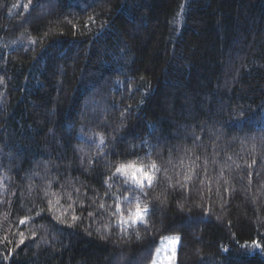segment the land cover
<instances>
[{"label":"trees","instance_id":"obj_1","mask_svg":"<svg viewBox=\"0 0 264 264\" xmlns=\"http://www.w3.org/2000/svg\"><path fill=\"white\" fill-rule=\"evenodd\" d=\"M173 235L178 264H264V0H0V264H153Z\"/></svg>","mask_w":264,"mask_h":264},{"label":"snow or ice","instance_id":"obj_2","mask_svg":"<svg viewBox=\"0 0 264 264\" xmlns=\"http://www.w3.org/2000/svg\"><path fill=\"white\" fill-rule=\"evenodd\" d=\"M100 143L103 144V138H100ZM159 171L157 165L153 162L150 165L139 164L137 165L134 162L121 163L115 169V175L123 176L126 181L133 187V191L139 190L140 194L147 196V193L144 191L145 188L151 189L153 182L156 179V173ZM137 203L135 209H129V214L124 215L123 211L120 208V205L117 204L116 212L120 216L119 223L121 225L135 226L138 224L146 225L147 217L150 213V209L147 204H144L139 200L138 196L133 197ZM103 207V205H101ZM73 219H76L73 217ZM23 224L24 221H21ZM179 241V237H176L175 240L167 241L160 250L157 251L153 259V264H168L175 257L176 253L174 249H171V246ZM23 243V241H21ZM254 244H259L258 241H254ZM171 249L172 255L169 256V250Z\"/></svg>","mask_w":264,"mask_h":264},{"label":"rangeland","instance_id":"obj_3","mask_svg":"<svg viewBox=\"0 0 264 264\" xmlns=\"http://www.w3.org/2000/svg\"><path fill=\"white\" fill-rule=\"evenodd\" d=\"M176 237H178V236L173 235V236H169V237L164 238V239L162 240V243H161V248H162V246H163L167 241H169V240H175ZM179 244H180V238H179V241H178L177 243H175V244H173V245L171 246V249H174V250H175L176 255H175V257L173 258L172 261L168 262V264H178V261H177V253H178ZM161 248H160V249H161ZM160 249H159V250H160ZM171 249L169 250V253H168L169 256L172 255V251H171Z\"/></svg>","mask_w":264,"mask_h":264}]
</instances>
